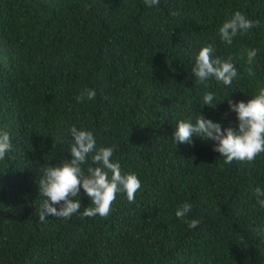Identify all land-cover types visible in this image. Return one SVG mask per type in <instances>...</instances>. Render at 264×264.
Returning a JSON list of instances; mask_svg holds the SVG:
<instances>
[{"label": "trees", "instance_id": "1", "mask_svg": "<svg viewBox=\"0 0 264 264\" xmlns=\"http://www.w3.org/2000/svg\"><path fill=\"white\" fill-rule=\"evenodd\" d=\"M236 11L260 26L227 45L218 29ZM208 44L236 67L231 86L192 76ZM84 88L95 98L78 103ZM259 88L264 0H0V131L13 145L0 161V264H264V208L253 195L264 190V153L225 164L214 141H172L176 123L198 114L235 129L227 100L246 103ZM73 126L114 147L141 188L135 203L118 194L107 218L40 222L38 182L71 158ZM79 199L82 213L91 202L82 189ZM182 203L195 229L176 218Z\"/></svg>", "mask_w": 264, "mask_h": 264}, {"label": "clouds", "instance_id": "2", "mask_svg": "<svg viewBox=\"0 0 264 264\" xmlns=\"http://www.w3.org/2000/svg\"><path fill=\"white\" fill-rule=\"evenodd\" d=\"M145 6L151 8L159 4V0H143ZM172 15H176L175 12ZM260 26L259 20H251L242 12H234L218 29L220 40L232 45L239 35L247 34ZM214 48L208 44L199 49L194 57L191 74L197 83H204L211 78L225 86H231L238 76V71L231 58L222 61L214 57ZM258 55V49L252 48L246 52L245 69L248 76L255 73L251 64ZM241 59H244L241 56ZM94 89L84 88L76 97L78 103L95 98ZM203 104L214 108V94L207 92L203 96ZM229 112L235 113L237 125L223 128L219 123L206 119L198 114L194 123L181 120L176 123L172 141L177 144H191L192 137L214 141L213 151L223 157L225 164L233 161L251 163L264 153V88H259L246 103L227 100ZM72 143L69 145L70 159H62L56 165L44 167L43 176L38 182L39 196L42 201L38 210V220L44 222L46 217L69 220L73 215L81 217L107 218L118 194L126 195L129 203H135L136 193L141 188V182L135 173L122 171L119 162L113 161L114 147H96V140L91 131L78 130L75 126L70 129ZM63 142V137H57ZM11 137L6 131H0V161L12 150ZM87 165V167H85ZM110 174V175H109ZM81 189L89 198L91 206L80 212ZM256 203L264 208V190L256 187L253 190ZM192 211L190 203L180 204L175 216L187 223L190 229H195L200 221L186 219Z\"/></svg>", "mask_w": 264, "mask_h": 264}]
</instances>
